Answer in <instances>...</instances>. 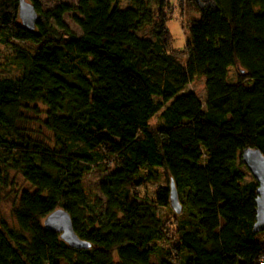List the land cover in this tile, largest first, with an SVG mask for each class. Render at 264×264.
<instances>
[{
  "label": "trees",
  "instance_id": "obj_1",
  "mask_svg": "<svg viewBox=\"0 0 264 264\" xmlns=\"http://www.w3.org/2000/svg\"><path fill=\"white\" fill-rule=\"evenodd\" d=\"M120 1L40 11L31 0L37 16L28 30L17 0H0V42L19 71L0 77V202L10 170L29 187L16 191L7 220L0 211V264H150L151 254L158 264H264V242L251 232L255 182L244 181L238 160L245 147L264 156V0L201 9L176 0L198 15L181 50L165 27L169 0H155L154 10L150 0ZM66 12L78 36L62 21ZM146 25L150 35L139 36ZM198 76L203 103L182 92ZM29 105L43 116L44 143L18 127ZM100 163L111 168L97 185L102 200L89 203L80 180ZM154 168L186 214L175 228L140 193L144 179L157 178ZM154 201L167 206L168 188H157ZM56 208L88 248H69L42 227Z\"/></svg>",
  "mask_w": 264,
  "mask_h": 264
},
{
  "label": "rangeland",
  "instance_id": "obj_2",
  "mask_svg": "<svg viewBox=\"0 0 264 264\" xmlns=\"http://www.w3.org/2000/svg\"><path fill=\"white\" fill-rule=\"evenodd\" d=\"M30 2L31 0H26ZM40 11H44L53 7L57 3H65L69 5H75L76 0H36ZM154 1L150 0V4L148 7L151 10H154ZM195 2V1H194ZM176 0H169L168 9L166 12L170 17L166 23L165 27L167 28L169 35L171 37V47L175 50H181L185 39L187 38V25L190 19H196L198 15L194 12L193 6L191 3H183L181 5V9L176 4ZM120 6H125L128 4L127 0H121ZM180 13V14H179ZM74 14V12H66L62 15V21L68 28L70 32L74 35L78 36L80 34L79 29L77 26L71 21L70 15ZM150 25L144 26L142 29L138 30L137 33L139 36L148 37L150 35ZM137 35V34H136ZM17 44L21 47H29L31 49L35 48V46L31 45L28 42H17ZM10 49L6 47L4 44L0 42V77H16L19 74L18 69L15 67L14 64L10 62ZM229 76V78H228ZM228 76L226 77V81L230 82L234 78V68H230L228 70ZM203 77L198 76L194 77L188 84L184 86L182 92H192L198 100L203 103L204 102V89H203ZM153 99H157L153 97ZM33 105H29L30 109L26 111L24 114L25 120L18 125L21 129L23 134L30 136L31 138L41 141L42 143L47 140L49 134L40 128L38 124V119H41L43 116L40 112L44 109V107L40 104H35L34 106L40 110V112H35L32 109ZM159 125L158 119V112L155 113L151 118L148 120V126L154 128ZM1 132V129H0ZM106 164V163H105ZM111 165L104 166V163L98 164L96 167H91L87 172H85L81 177V186L84 193L87 196V200L89 203H92L95 198L101 199L102 197L99 195L97 190V185L101 181L104 172L109 170ZM157 173V178L155 180H143V186L140 189V193L145 196L147 202L154 208L156 216L160 218L162 221H167L171 228H175L178 224L185 219V212L183 207H181L180 212L178 214H174L173 211L169 208V206H159L154 201V191L159 187H167L168 188V180H164L163 170L160 168L153 169ZM240 170L244 174V181L252 180L249 173L246 169L241 166ZM144 175L143 170L139 172V176ZM19 188H27L29 187L24 184L21 177L14 171H9L7 174V185L2 190V199L0 202V211L2 216L5 220L8 219V211L12 206L13 199L15 196L16 191ZM180 194L178 193V199H180ZM181 200V199H180ZM178 226V225H177ZM256 240L264 242V231L259 232L255 236ZM162 245V244H160ZM57 264H65V262L61 259L56 260ZM149 263L150 264H158L157 255L151 254L149 256Z\"/></svg>",
  "mask_w": 264,
  "mask_h": 264
},
{
  "label": "water",
  "instance_id": "obj_3",
  "mask_svg": "<svg viewBox=\"0 0 264 264\" xmlns=\"http://www.w3.org/2000/svg\"><path fill=\"white\" fill-rule=\"evenodd\" d=\"M198 8L212 6V0H194ZM37 13L33 5L26 0H17V17L20 24L32 30ZM238 160L255 182V197L253 199V222L251 232L264 231V156L256 149L245 147L240 150ZM168 206L175 213L180 211L175 189L171 180L168 182ZM42 227L58 233V238L72 249H86L88 243L80 240L74 234L68 214L61 208H56L45 215L41 221Z\"/></svg>",
  "mask_w": 264,
  "mask_h": 264
}]
</instances>
